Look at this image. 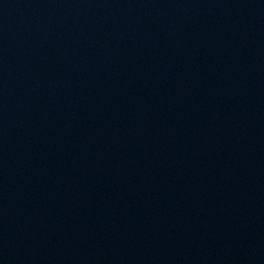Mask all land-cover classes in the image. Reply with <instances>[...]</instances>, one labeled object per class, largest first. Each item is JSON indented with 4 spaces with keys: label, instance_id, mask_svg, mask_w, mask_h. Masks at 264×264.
<instances>
[{
    "label": "water",
    "instance_id": "1",
    "mask_svg": "<svg viewBox=\"0 0 264 264\" xmlns=\"http://www.w3.org/2000/svg\"><path fill=\"white\" fill-rule=\"evenodd\" d=\"M0 264H264V0H0Z\"/></svg>",
    "mask_w": 264,
    "mask_h": 264
}]
</instances>
